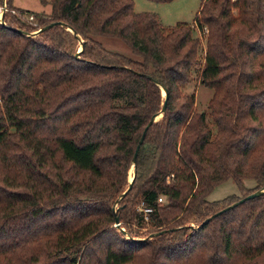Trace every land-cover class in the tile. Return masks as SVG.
I'll use <instances>...</instances> for the list:
<instances>
[{
  "label": "trees",
  "instance_id": "trees-1",
  "mask_svg": "<svg viewBox=\"0 0 264 264\" xmlns=\"http://www.w3.org/2000/svg\"><path fill=\"white\" fill-rule=\"evenodd\" d=\"M51 7L22 12L39 27L14 25L8 12L0 21V264H264V193L218 215L240 199L206 200L229 179L240 189L256 181L244 197L264 187V0H202L196 14L202 32L210 27L200 76L215 90L216 132L195 94L179 97L199 47L191 24L164 26L134 0ZM53 22L64 25L27 35ZM161 86L166 111L123 196ZM140 204L153 209L148 219Z\"/></svg>",
  "mask_w": 264,
  "mask_h": 264
},
{
  "label": "rangeland",
  "instance_id": "rangeland-1",
  "mask_svg": "<svg viewBox=\"0 0 264 264\" xmlns=\"http://www.w3.org/2000/svg\"><path fill=\"white\" fill-rule=\"evenodd\" d=\"M201 1L202 0H173L171 2H155L151 0H134L136 12L146 11V12L155 13L158 15V18L160 19L161 23L164 26L170 27L180 22H187L192 25L193 37L199 40V47L195 59L196 63L192 67L188 82L180 86L179 97L182 95L195 94L196 110L199 113L201 112L206 113L207 122L209 126L211 127L213 132H216V126L211 120L210 109H209L210 102L211 100H213L215 95V90L203 86L201 83V76H200L201 70L205 64V56L208 50V41H209V33H210L209 25H205L204 31L202 32L201 29L198 26H196V24L194 23L196 14L200 9ZM4 6L6 7L7 12L10 13L9 15H11L8 16L7 21L21 27H22L21 22L32 25L34 27H39V22L36 16L34 17L35 18L34 20H31L29 18L30 14L22 13V12L29 11L39 15H45L51 13L50 12L51 0H12V5L10 6L13 9L7 8V5ZM4 6L0 8V18ZM234 13L235 15H237L238 11H235ZM98 39L103 43V45L106 48L112 51L122 53L129 57L130 56L135 57L130 47L118 38L98 37ZM81 47L82 45H80L79 43L77 49L79 48L78 50H80ZM162 96L164 97L163 91H162ZM177 100H181V99H177ZM132 169L133 168H130L128 172V180L132 179L134 172V170L132 171ZM242 184H243V188L240 189L236 181H234L233 179H229L223 184L216 187L213 190V192L206 197V200L209 203H212L214 201L226 200L232 197L237 199H242L244 198L246 193H250V191L257 188L256 187L257 183L253 179H244ZM166 201H167L166 198L163 197V202L161 203L164 204L166 203ZM141 208H142V204L137 205L138 212H143ZM146 219H148V217ZM190 224H192L191 226L193 227L195 223L191 222ZM132 230L134 234H139L142 236L147 235L148 232L150 231L148 227L139 228L136 225L132 227Z\"/></svg>",
  "mask_w": 264,
  "mask_h": 264
},
{
  "label": "water",
  "instance_id": "water-1",
  "mask_svg": "<svg viewBox=\"0 0 264 264\" xmlns=\"http://www.w3.org/2000/svg\"><path fill=\"white\" fill-rule=\"evenodd\" d=\"M4 5H6V0H5ZM4 5H3V6H4ZM5 8H6V7L4 6V9H3V11H2V15H1V18H0L1 23L4 22V14L6 13ZM56 25H64V23H62V22H53V23L49 24L48 26H46L45 28H42V29H40L39 31H37V32H35V33H32V34L27 33V35H34V36H35V35L39 34L40 32H42V31H44V30H46V29H50V28H52V27H54V26H56ZM69 29L72 31L71 28H69ZM16 30H18V31L21 32L20 29H17V28H16ZM82 48H83V46L81 47V49H80L78 52H81ZM155 82H157V81H155ZM157 84H158V83H157ZM158 85H159V84H158ZM161 88H162V91L165 92V94H164L165 102H164V104H163V107H162L161 112L155 114V115L153 116V118L151 119V121L149 122V124H148V125L146 126V128L144 129V132H143V134H142V137H141V139H140V141H139V144H138L137 149H136V151H135V154H134V156H133V161H132V162H133V167H132L133 170H134V168H135L134 166H135V163H136V160H137L138 154H139L140 147H141V145L143 144V142H144V140H145V137H146V135H147V132H148L149 127H150L152 124L158 122V121L163 117L164 112L166 111V108H167V97H168L167 94H168V93H167V90H166L163 86H161ZM134 179H135V171L133 172L132 179L129 180L130 185H129L128 189L126 190V192L123 194V196H125L126 193L129 192V191L132 189V187H133V183H134ZM263 193H264V187H263L262 189L258 190V191L253 192L252 194H250V195H248V196H246V197L240 199L239 201H237V202H235L234 204L228 206L226 209L220 211V212L217 213L216 215H218V214H220V213H222V212H224V211H226V210H228V209L234 208V207L238 206L239 204L243 203L244 201H246V200H248V199H253V198H255V197H257V196H259V195H261V194H263ZM209 219H210V218H209ZM116 226H117V227H120V222H119V219H118V218L116 219ZM122 230L125 231L124 229H122ZM165 232H167V230H166V231H161V232H159V233H156V234L152 235V237H154L155 235L164 234Z\"/></svg>",
  "mask_w": 264,
  "mask_h": 264
},
{
  "label": "built area",
  "instance_id": "built-area-1",
  "mask_svg": "<svg viewBox=\"0 0 264 264\" xmlns=\"http://www.w3.org/2000/svg\"><path fill=\"white\" fill-rule=\"evenodd\" d=\"M3 11V10H2ZM5 11L7 12V9L5 8ZM15 13V12H14ZM30 16V17H29ZM28 17L31 19V20H34L35 18V15L34 14H30ZM160 203L163 202V197H160L159 200H158ZM142 211L143 213L145 214L146 218L148 217V214H150L153 209L151 207H147V206H144L142 205Z\"/></svg>",
  "mask_w": 264,
  "mask_h": 264
},
{
  "label": "bare ground",
  "instance_id": "bare-ground-1",
  "mask_svg": "<svg viewBox=\"0 0 264 264\" xmlns=\"http://www.w3.org/2000/svg\"><path fill=\"white\" fill-rule=\"evenodd\" d=\"M81 49V48H80ZM164 92V91H163ZM164 94H165V92H164ZM132 171H133V169H132Z\"/></svg>",
  "mask_w": 264,
  "mask_h": 264
},
{
  "label": "crops",
  "instance_id": "crops-1",
  "mask_svg": "<svg viewBox=\"0 0 264 264\" xmlns=\"http://www.w3.org/2000/svg\"><path fill=\"white\" fill-rule=\"evenodd\" d=\"M51 10H52V7H51ZM51 12V11H50ZM144 12H146V11H144Z\"/></svg>",
  "mask_w": 264,
  "mask_h": 264
}]
</instances>
